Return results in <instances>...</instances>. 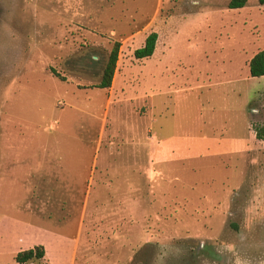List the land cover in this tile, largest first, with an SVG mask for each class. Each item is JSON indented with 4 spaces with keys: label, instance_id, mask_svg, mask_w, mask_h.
I'll return each mask as SVG.
<instances>
[{
    "label": "rangeland",
    "instance_id": "rangeland-1",
    "mask_svg": "<svg viewBox=\"0 0 264 264\" xmlns=\"http://www.w3.org/2000/svg\"><path fill=\"white\" fill-rule=\"evenodd\" d=\"M230 1L0 0V264H264V6Z\"/></svg>",
    "mask_w": 264,
    "mask_h": 264
},
{
    "label": "trees",
    "instance_id": "trees-1",
    "mask_svg": "<svg viewBox=\"0 0 264 264\" xmlns=\"http://www.w3.org/2000/svg\"><path fill=\"white\" fill-rule=\"evenodd\" d=\"M247 0H231L228 4L230 10L242 9L245 7ZM259 5L264 6V0H258ZM158 35L156 33L149 34L145 41L143 47L135 50L134 57L138 60L147 59L153 56L156 48ZM121 44L115 42L112 46L110 54L108 56L106 65L104 67L100 82L93 86L96 89H109L112 84L114 73L116 70V65L119 56ZM249 73L252 78L264 77V50L257 52L249 62ZM52 74L59 77L54 71ZM256 137L259 140L264 141V127L256 129ZM46 252L45 248L41 245L22 251L17 254L15 261L16 264H44Z\"/></svg>",
    "mask_w": 264,
    "mask_h": 264
}]
</instances>
